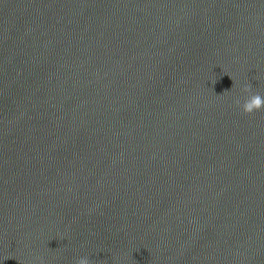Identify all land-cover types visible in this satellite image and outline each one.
Segmentation results:
<instances>
[{
    "label": "clouds",
    "instance_id": "clouds-1",
    "mask_svg": "<svg viewBox=\"0 0 264 264\" xmlns=\"http://www.w3.org/2000/svg\"><path fill=\"white\" fill-rule=\"evenodd\" d=\"M230 77V76H229ZM231 78V77H230ZM232 79V78H231ZM233 81V80H232ZM234 82V81H233ZM215 83V82H214ZM235 86V82L233 84V87ZM241 91L246 95V98L241 102L239 98H236L234 100V104L240 108V110L246 114L251 115L256 111H260L261 109H264V96H262L259 92H253L252 91V85L250 83H246ZM229 90H225L224 94H228ZM10 257H6L8 259ZM41 264H43V259L40 258ZM75 264H91V261L88 257H80L75 261Z\"/></svg>",
    "mask_w": 264,
    "mask_h": 264
}]
</instances>
